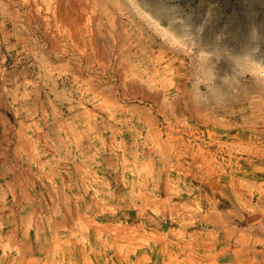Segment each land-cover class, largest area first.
Segmentation results:
<instances>
[{
  "label": "rangeland",
  "instance_id": "rangeland-1",
  "mask_svg": "<svg viewBox=\"0 0 264 264\" xmlns=\"http://www.w3.org/2000/svg\"><path fill=\"white\" fill-rule=\"evenodd\" d=\"M202 202L264 264V0H0V264H202Z\"/></svg>",
  "mask_w": 264,
  "mask_h": 264
},
{
  "label": "crops",
  "instance_id": "crops-1",
  "mask_svg": "<svg viewBox=\"0 0 264 264\" xmlns=\"http://www.w3.org/2000/svg\"><path fill=\"white\" fill-rule=\"evenodd\" d=\"M34 125H36V122H26V123H22V126L24 127L23 130H20L18 135L16 134L15 136V140H16V144H14L13 146H11L10 143V138H6V141L8 142L7 145H9V147L7 148L8 151L4 152V157L8 158L7 160H9V156L10 153L9 152H14L16 154H19L20 151L22 152V158L27 159L28 161L33 163L36 161L41 167H42V176H45L44 178H46L47 180H52L53 176L52 175V171H53V157L49 156L46 153H42V151H40L38 149V143L36 142V139L34 138V134H32L31 132L28 131V129H31ZM12 150V151H11ZM12 164V163H11ZM13 167H15L12 164ZM12 167V168H13ZM204 167V166H203ZM183 170V169H180ZM179 171V170H176ZM190 172V171H188ZM202 182H204L203 180L204 175L208 176L209 178L206 179L205 181H210L213 180V172H211L210 170H202ZM148 184H141L140 182V186H138L135 191H136V197L135 200L138 201L136 203V207L140 209V212L144 213L145 211H158L161 210L158 207V204H162L165 201H168L170 203H172L174 206V209L177 208V206L180 204V200L178 198V195L176 196L173 191H170L172 193L169 192V196H167L166 198H158L156 197L152 192H151V188H152V181L151 178L149 177V175H146ZM189 176V175H188ZM15 181H17L18 183H20L22 185L23 191L24 193L29 192V186L28 183L26 182V176H24V172L23 173H17L15 176ZM144 177H141V179ZM146 179V178H145ZM173 182V180H172ZM14 183V182H13ZM27 183V186H26ZM232 184V183H231ZM143 186H145L143 188ZM203 186V183H202ZM174 195V196H172ZM144 199H147L149 202H144ZM183 206L185 204H182ZM216 209V208H215ZM218 208V210L216 209L214 211V213L212 211L210 212H206L205 211V206L204 203L202 202V222L204 223H211L210 222V216L214 214L215 217H217V213L219 214V218H218V223H217V219L214 221V229H215V235L214 237L211 235L210 232L204 231L205 235H207V239L202 242V264H220L219 259L222 258V249L221 250H217V246L220 245V242L218 241V238L216 236V230H217V226H218V230H222V214H221V209ZM164 211V210H162ZM164 213H167L166 211H164ZM89 222V219L88 221ZM203 234V232H202ZM221 261V260H220Z\"/></svg>",
  "mask_w": 264,
  "mask_h": 264
},
{
  "label": "bare ground",
  "instance_id": "bare-ground-1",
  "mask_svg": "<svg viewBox=\"0 0 264 264\" xmlns=\"http://www.w3.org/2000/svg\"><path fill=\"white\" fill-rule=\"evenodd\" d=\"M217 90V89H216ZM215 92V91H214Z\"/></svg>",
  "mask_w": 264,
  "mask_h": 264
}]
</instances>
